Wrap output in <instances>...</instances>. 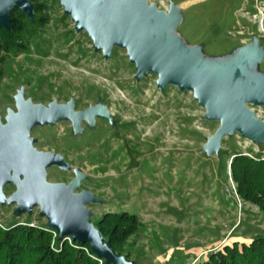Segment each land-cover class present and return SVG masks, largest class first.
I'll list each match as a JSON object with an SVG mask.
<instances>
[{"label": "rangeland", "instance_id": "obj_1", "mask_svg": "<svg viewBox=\"0 0 264 264\" xmlns=\"http://www.w3.org/2000/svg\"><path fill=\"white\" fill-rule=\"evenodd\" d=\"M149 1L166 11L171 2L180 4L175 34L187 46H200L207 59L230 58L255 37L264 49V0ZM46 2L50 21L37 35L40 50L0 58L3 113L14 109L13 97L24 88L43 104L73 97L82 109L101 103L113 120L97 117L93 127L83 122L80 134L66 121L35 129L40 150L60 153L71 165L62 173L48 168L47 180L84 173L81 188L103 200L90 205L93 222L107 211L138 214L143 226L125 242L135 264H199L224 244L264 236V212L240 196L231 167L239 152L264 159V144L235 133L218 154H208L204 146L220 122L204 118L193 92L172 85L162 91L154 73L138 82L125 48L114 47L104 59L85 31H75L58 0ZM259 70L264 73V61ZM250 107L264 119L263 106ZM16 189L10 184L5 194ZM14 209L0 203V224L47 223L38 206L21 216Z\"/></svg>", "mask_w": 264, "mask_h": 264}, {"label": "water", "instance_id": "obj_2", "mask_svg": "<svg viewBox=\"0 0 264 264\" xmlns=\"http://www.w3.org/2000/svg\"><path fill=\"white\" fill-rule=\"evenodd\" d=\"M64 14L74 21L77 33L85 31L93 40L95 52L110 59L114 47L127 50L135 64L139 82L149 73L157 75V86L164 91L172 85L180 91H191L199 105L206 109L205 119L220 122L207 139L204 149L218 154L221 143L235 133L264 144V119L250 107H264V61L260 40H254L225 59L210 60L200 46H187L175 31L182 23V6L171 2L169 10L159 9L149 0H58ZM19 8L32 21L35 5L31 0H0V26L10 30L11 11ZM25 89L14 99L17 111L8 109L3 122L0 115V203L15 205V216L32 214L40 207L47 218L46 226L59 233V239L72 237L91 250L105 264H135L127 255L114 250L91 221V204L103 203L90 189L78 191L86 175L80 171L66 184L49 182L47 170L53 166L70 170L66 158L57 152L33 147L30 137L35 126L55 125L61 121L72 124L74 134L83 132L82 122L90 127L97 117L112 122L106 106L99 103L86 109H75V98L67 103L54 99L49 105L25 100ZM14 184L9 196L4 189Z\"/></svg>", "mask_w": 264, "mask_h": 264}, {"label": "trees", "instance_id": "obj_3", "mask_svg": "<svg viewBox=\"0 0 264 264\" xmlns=\"http://www.w3.org/2000/svg\"><path fill=\"white\" fill-rule=\"evenodd\" d=\"M31 1L35 5L34 21L16 7L11 11L10 30L0 26V58H4L3 53L38 52L42 47L37 35L42 34L50 21L46 11L49 6L46 0ZM231 167L240 196L264 212V159L239 152L234 155ZM94 222L114 250L130 256L125 242L143 226L138 214L107 211ZM99 259L88 243L61 240L59 233L54 240L46 225L20 221L7 226L0 224V264H100ZM199 264H264V236L253 238L250 243L224 244L211 250Z\"/></svg>", "mask_w": 264, "mask_h": 264}, {"label": "flooded vegetation", "instance_id": "obj_4", "mask_svg": "<svg viewBox=\"0 0 264 264\" xmlns=\"http://www.w3.org/2000/svg\"><path fill=\"white\" fill-rule=\"evenodd\" d=\"M18 92V91H17ZM15 97V96H14ZM14 97H13V99H14ZM24 98H25V100H27V99H32V101H33V103H44V102H42V101H45L44 99H41L42 101H40V100H37L36 98H33V95H27V93H26V90H25V94H24ZM70 99H67L66 100V102H68ZM52 102V100L51 101H48V103L47 104H44V105H49V103H51ZM58 102L59 103H63V102H61V101H59L58 100ZM75 109L76 110H81L82 108H80L79 106H78V103H77V99H75ZM14 111H17V106H16V100L14 99V109H13ZM8 114V109L6 110V112L5 113H3V110L1 109V107H0V115H1V117H2V120H3V122H6L5 121V117H6V115ZM61 122H64V121H61ZM66 122H69V121H66ZM60 123V122H59ZM59 123H56L54 126H56L57 124H59ZM71 123V122H70ZM84 124H83V122H82V126H83ZM44 126H53V125H44ZM44 126H40V125H38V126H35L31 131H30V137L31 138H34V139H36V141L33 143V147H35V148H37L39 151H40V148H39V144L41 143V141H39V139L37 138V137H35L34 136V131H35V129H37V128H39V127H44ZM53 168H55V169H57V170H59L58 172L60 173H62L63 172V169H60L58 166H53ZM48 171V170H47ZM65 171H70V170H65ZM75 177V175L73 174L68 180H63V179H61L60 181H58V182H64V183H66V184H68V183H70V181L73 179ZM84 184H86V180H84V181H82V183H81V187L84 185ZM80 187V189L78 190V191H81V190H83L82 188ZM6 189V188H5ZM5 189H4V191H5Z\"/></svg>", "mask_w": 264, "mask_h": 264}, {"label": "built area", "instance_id": "obj_5", "mask_svg": "<svg viewBox=\"0 0 264 264\" xmlns=\"http://www.w3.org/2000/svg\"><path fill=\"white\" fill-rule=\"evenodd\" d=\"M51 231L53 232L54 237L56 238L57 235H58V232L56 230H54V229H51ZM62 240H68L70 243H73V238L70 237V236L69 237H66L65 239H62ZM99 260L102 263V260L101 259H99Z\"/></svg>", "mask_w": 264, "mask_h": 264}, {"label": "bare ground", "instance_id": "obj_6", "mask_svg": "<svg viewBox=\"0 0 264 264\" xmlns=\"http://www.w3.org/2000/svg\"><path fill=\"white\" fill-rule=\"evenodd\" d=\"M192 1H195V0H191V1L187 2V3H185V4H189V3L192 2Z\"/></svg>", "mask_w": 264, "mask_h": 264}]
</instances>
